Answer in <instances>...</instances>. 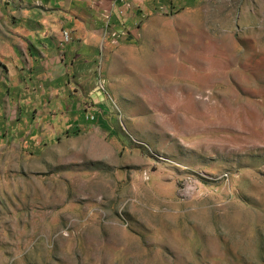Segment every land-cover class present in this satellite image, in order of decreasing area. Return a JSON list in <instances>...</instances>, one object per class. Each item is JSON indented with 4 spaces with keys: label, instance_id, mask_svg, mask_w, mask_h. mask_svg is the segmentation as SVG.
Returning a JSON list of instances; mask_svg holds the SVG:
<instances>
[{
    "label": "rangeland",
    "instance_id": "1",
    "mask_svg": "<svg viewBox=\"0 0 264 264\" xmlns=\"http://www.w3.org/2000/svg\"><path fill=\"white\" fill-rule=\"evenodd\" d=\"M41 1L0 0V264H264V0H59L104 88L58 133L12 66Z\"/></svg>",
    "mask_w": 264,
    "mask_h": 264
},
{
    "label": "crops",
    "instance_id": "2",
    "mask_svg": "<svg viewBox=\"0 0 264 264\" xmlns=\"http://www.w3.org/2000/svg\"><path fill=\"white\" fill-rule=\"evenodd\" d=\"M116 2L127 11V15L132 13L133 8L138 9L139 6L145 9L148 5V0ZM26 16L31 21V25L26 27L30 47L25 48L21 57L12 65L13 72L17 73L19 68H23L43 80L45 88L49 89L47 110L52 112L49 123L52 125V132L58 133L66 128L69 116L73 117V114H76L79 122L84 121L83 99L98 100L96 84H100V81L92 75L96 62L97 40L88 33L87 22L79 20L80 25L73 26L69 22L66 27L76 36L81 34V38L76 42L62 41L61 30L65 28L67 8L59 0H42L38 7L33 6L26 10ZM129 21L133 23L132 19ZM128 30L126 25V29H121V35L127 34ZM72 76H77L76 81L81 85L75 92L71 90ZM70 93L74 95L71 96ZM62 98L69 99L68 103Z\"/></svg>",
    "mask_w": 264,
    "mask_h": 264
},
{
    "label": "built area",
    "instance_id": "3",
    "mask_svg": "<svg viewBox=\"0 0 264 264\" xmlns=\"http://www.w3.org/2000/svg\"><path fill=\"white\" fill-rule=\"evenodd\" d=\"M107 13V11H105ZM106 13H100V19L102 21L103 27L105 28V30H107V34L111 35L112 38L113 37H119L121 36V30L120 29H126V24L124 22L125 18V12L124 10L120 9L119 7L113 5V8H111L109 10V12ZM116 22L118 23V25L120 26V29L115 30L114 29V25L116 24ZM63 40L67 41L69 39V35L68 32L66 31H61ZM96 86H98L100 89H103L104 86L103 84L100 82V84H96ZM87 118L89 119H93L94 115L93 114H87Z\"/></svg>",
    "mask_w": 264,
    "mask_h": 264
}]
</instances>
